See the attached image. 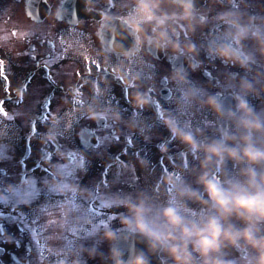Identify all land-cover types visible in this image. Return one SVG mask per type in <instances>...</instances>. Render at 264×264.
I'll return each mask as SVG.
<instances>
[{"label":"clouds","instance_id":"9594fccd","mask_svg":"<svg viewBox=\"0 0 264 264\" xmlns=\"http://www.w3.org/2000/svg\"><path fill=\"white\" fill-rule=\"evenodd\" d=\"M50 5L51 26L67 21L61 55L83 68L63 111L31 122L40 171L0 169V216L54 206L34 264H264V0H83L91 24ZM80 121L125 136L113 179L82 182L87 153L62 144Z\"/></svg>","mask_w":264,"mask_h":264},{"label":"flooded vegetation","instance_id":"af4514ba","mask_svg":"<svg viewBox=\"0 0 264 264\" xmlns=\"http://www.w3.org/2000/svg\"><path fill=\"white\" fill-rule=\"evenodd\" d=\"M40 1L44 2L45 6L59 4V0ZM27 6L28 0H0V59L6 62L5 65L0 64V72L5 68L8 76V82L0 78V99L4 102L23 99L28 95L30 87H51L50 94L56 93L61 96L63 93L61 87L66 85L70 74L74 79L76 68L81 70L83 68L79 61H73L67 56H63L50 68L38 63L39 60L46 58L50 51H53L48 41L54 40L57 45L59 37L67 26V21L57 22L55 26H51L52 22L47 19L32 20L27 14ZM85 22L92 23L90 19H85ZM50 27L51 32L55 34L54 37L44 35ZM29 30L32 33L30 36L19 35L20 32ZM13 32L16 34L11 35ZM33 48L37 53L35 58L32 55ZM55 51L62 53L63 49L57 46ZM166 67L167 61H161L160 70L164 71ZM49 73L54 76V81L48 79ZM195 75L200 79L208 78L204 73ZM24 82L28 83V90L23 91V97L20 98L18 85ZM81 128L97 129L101 135H104L106 131L105 127L100 128L91 121H84ZM38 152L39 149L33 153L27 150L25 153L26 161L33 159V163H27L28 169L40 170L39 167H35ZM0 223L14 237L12 243L0 242V264H34V260L31 259L33 250L30 246V234L14 222V212L11 213V218L6 219L0 216Z\"/></svg>","mask_w":264,"mask_h":264},{"label":"snow or ice","instance_id":"6c2138e0","mask_svg":"<svg viewBox=\"0 0 264 264\" xmlns=\"http://www.w3.org/2000/svg\"><path fill=\"white\" fill-rule=\"evenodd\" d=\"M59 5L62 9L64 10H68L69 9L66 7V0H59ZM50 7L51 5H48V11H50ZM30 16H32L33 14H35L36 19L40 20L43 18V15L41 14V10L40 9H35L34 12L33 11H29L28 13ZM71 17L75 20V19H80L79 15L76 13L75 9L71 10ZM48 43L50 44V46L52 47L53 51H50L46 58L39 60L38 63H42L46 68H50L53 64H56L60 59L63 58V56L61 55L60 52L55 51L57 45L55 43L54 40L48 41ZM32 55L35 58L37 53L35 48L32 49ZM5 61L3 59H0V64L5 65ZM209 75H211V73H209ZM48 79L50 81H54V76L52 74H47ZM0 78H3V80L5 82H8V76L6 74L5 68H3V71L0 72ZM10 83V82H9ZM22 91H27L28 90V83L24 82L22 84ZM17 104H21L23 103V100H19L16 101ZM43 110L40 112V118L41 121H46L48 118V113L51 111L52 106H53V101H49L46 97L43 100ZM0 114H3L5 117H7L9 120H15V116L19 115V113H15V115H9L8 110L6 109V107L4 106V101L0 100ZM33 125H30V127H32ZM35 127H37V125H34ZM107 128V126L105 127ZM89 135L94 136L96 138V143L93 145V147L95 148H99L101 146V144H103L105 142V140L107 139L106 136H103L100 134V132L97 129H89ZM113 139L115 140H119V137H113ZM130 139V138H129ZM29 144H31V140L28 141ZM6 154V152H5ZM106 178L108 177L107 174H105ZM49 208H51V210H49ZM53 210H54V206H45V203L43 202L40 207L35 211L34 213V217L35 220L37 222H39L41 219H43V224L41 223H35L33 224L30 228H29V232L31 234H37L38 236H46L51 234V230H52V225L54 224V217H53ZM43 243V241H42ZM44 252L43 248L38 249V254L42 255Z\"/></svg>","mask_w":264,"mask_h":264},{"label":"rangeland","instance_id":"374dc122","mask_svg":"<svg viewBox=\"0 0 264 264\" xmlns=\"http://www.w3.org/2000/svg\"><path fill=\"white\" fill-rule=\"evenodd\" d=\"M70 141H71V139L64 138V139H62V144H64V145L67 144L66 147L67 148H71ZM115 142H117V144H118L117 146H111L110 142L106 143V148H108V150L112 149L110 152H106V161L109 160L107 155H109L111 153H115V151H117V149L121 145L122 140H120V139L119 140H115ZM122 147L124 148V145H122ZM120 156H121L122 159H129V157L127 155L121 154ZM115 171H116V168L106 172V174L108 175L109 179H113L114 178ZM120 179H125L126 180V179H129V177L128 176H124V177H121Z\"/></svg>","mask_w":264,"mask_h":264}]
</instances>
